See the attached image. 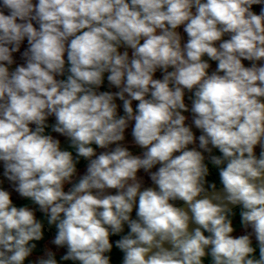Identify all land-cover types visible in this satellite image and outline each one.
Instances as JSON below:
<instances>
[{
    "label": "clouds",
    "instance_id": "clouds-1",
    "mask_svg": "<svg viewBox=\"0 0 264 264\" xmlns=\"http://www.w3.org/2000/svg\"><path fill=\"white\" fill-rule=\"evenodd\" d=\"M25 39V64L10 70ZM105 73L119 91H98ZM189 111L199 149L221 153L210 156L220 192L203 152L189 148ZM51 116L75 157L45 134ZM131 121L142 155L119 143ZM79 158L87 169L73 182ZM0 161L56 226L62 261L112 264L110 237L126 224L115 241L122 264H264V0H0ZM141 169L155 187L142 189ZM230 206L250 232L233 235ZM43 229L0 189V264H58L51 249L30 259Z\"/></svg>",
    "mask_w": 264,
    "mask_h": 264
},
{
    "label": "rangeland",
    "instance_id": "rangeland-1",
    "mask_svg": "<svg viewBox=\"0 0 264 264\" xmlns=\"http://www.w3.org/2000/svg\"><path fill=\"white\" fill-rule=\"evenodd\" d=\"M33 2L36 3L37 0H33ZM253 7H254L255 11L259 12V7L260 6H253ZM4 11H5V14H8L7 10H4ZM34 24H35V22H34ZM35 26L38 27V25H35ZM177 31L181 34V36L183 38L182 43L186 42L187 41V34L183 32V27L181 26L180 28L177 29ZM225 38H227V37H225ZM27 47H28L27 40L25 39V41L21 44L20 52L13 53V58H14L15 63L11 66L10 70H14V68L17 65L25 64V59L22 57V53ZM119 50L121 52H123L125 50H128L129 51V55H131V49H125L124 47H121ZM66 56H67V54H65V60H66ZM205 59H207V57H205ZM209 63L211 64V68L209 69V72L211 73V71L215 70V68L217 66V62L209 61ZM243 63L245 64V66H251V62H249V61H243ZM169 70L171 71L172 69H169ZM107 75H108V73H105V76H104V80L106 82V91L113 92V93L116 92V91H119V89H117L114 86L109 84V82L107 81ZM62 77L63 76H57L56 78L59 80V79H62ZM162 77H163V73H162L161 70L158 69L157 72L154 75V78L162 79ZM101 86L98 89V91H101ZM191 95H192V93H188L186 91V93H185V103L188 105L189 109L191 108V100L189 99V97ZM115 103L118 105V109H117L118 115H124L123 102L117 98L115 100ZM137 104H138L137 101H133V108L134 109L136 108ZM183 114L187 117L186 125L190 126L192 128V131L194 132L195 136L197 137L196 144L189 145V148L196 147L197 150H200V151L203 152V150L199 149V147H198V145H199L198 137H199V135H201V132H200L199 129H197L195 127V125L192 122L193 121L192 113L189 111V112H184ZM46 123L49 125V127L46 128L45 134L52 135L53 138L59 139L60 142H61V149L63 150L67 146V144L70 142V140L67 137L62 136L61 134L52 131V127L51 126L53 124H55V117L54 116L49 117L48 120L46 121ZM133 126H134V121H131L129 123V127L125 130V140L122 141V142H119V143H121L123 146L127 147L134 155H142L144 150L141 149L140 147L136 146L134 144V141H133V137H132V134H131ZM30 127H32L34 129L35 125H30ZM47 130L49 131V133H48ZM115 146L116 145L113 144L110 147L114 148ZM96 151H97V154H99L100 152L105 151V150L98 148ZM254 151H255L256 155L259 156V153H260L259 145L256 146ZM218 152H219V150L215 149V148L212 150L211 153L203 152V154L205 156V160L211 162L210 156L211 155H220ZM176 154L178 155L179 153H176ZM87 164H88V161L83 167H81L79 169V171L77 172L76 176L74 177L73 182H76L79 179L80 176H82V175H84L86 173ZM158 168H159V165H156V166H154L153 169H151V171H156V170H158ZM137 176H138V179L142 183V189L146 188V187H155V185L152 183V181L150 179L149 173L145 172L143 169L138 171ZM14 187H15L14 184L12 182H10L9 180H7V178L4 176V164H3V161H0V189L9 191L10 194H11L12 200H17V201L25 200L26 198L21 197L18 193L15 192ZM71 187H72L71 184H67L66 183L65 184V191H67ZM106 191H107L108 194H116V190L115 189H108ZM178 202L179 201H171V203H173L175 206H176V204ZM29 208L34 210L35 215H36L37 218H38V216L40 214H44V213H42L39 210V207L37 205L29 206ZM131 215H132L133 219L136 218V210L135 209L133 210V213ZM126 231H129V229H128V226L125 224L124 232H126ZM250 231H251L250 228L247 229V230L243 229L240 233L236 234V236L238 237L240 235L247 234V232H250ZM54 237H55V235H52L50 237V239L44 244V250H43V252L41 254H33V256L30 257V259H35L38 256H43L45 254V251L48 250V249H51L53 252H55L57 257H61L62 255H64L66 253L67 249L66 248H57V246L52 244L51 241L54 239ZM252 239H253L254 243H257L254 236H253Z\"/></svg>",
    "mask_w": 264,
    "mask_h": 264
},
{
    "label": "trees",
    "instance_id": "trees-1",
    "mask_svg": "<svg viewBox=\"0 0 264 264\" xmlns=\"http://www.w3.org/2000/svg\"><path fill=\"white\" fill-rule=\"evenodd\" d=\"M67 68H68V64H67V56H66V65H65V74L64 76L62 77V79H66L67 75L69 74L67 72ZM101 91H106V82L104 80L102 86H101ZM48 131V130H47ZM49 133V131H48ZM63 150H68V151H71L73 153V156L76 155V152H75V149H73L71 146H70V142L67 144V146L63 149ZM220 155L221 153L218 152ZM87 163V161L83 164V166ZM205 163L207 164L208 168H209V176L206 177L207 181L210 183H216L217 185V188L218 187H221L222 184L220 183V178H219V169L214 166L210 161H206L205 160ZM82 166V167H83ZM207 187V185H206ZM13 203L17 206V207H22V206H34L35 204H33L30 200L28 199H25V200H20V201H17V200H13ZM181 203H183L182 201H179L176 206L180 205ZM241 207H238L236 209L233 210V213L234 215L231 216L230 218L232 219L233 221V227L235 229L233 235L236 236V234L240 233L243 229H245L243 227V225L241 224V217H240V212H241ZM42 215V214H40ZM39 215V216H40ZM38 216V217H39ZM128 231L126 232H123L121 233L120 235H114V236H111L110 237V241L113 243V250L111 253H109L108 255L111 256V261H112V264H120L122 259H123V253L117 249L115 247V241L120 239L122 235H125L127 234ZM207 235V233H205ZM253 246L256 247L257 246V243H254L253 242ZM258 253H259V250H258V247H257V256H258ZM61 257H57L56 256V259L58 261V264H79V262H73V261H62L60 259ZM205 264H211V260H210V257L209 258H206L205 259Z\"/></svg>",
    "mask_w": 264,
    "mask_h": 264
},
{
    "label": "water",
    "instance_id": "water-1",
    "mask_svg": "<svg viewBox=\"0 0 264 264\" xmlns=\"http://www.w3.org/2000/svg\"><path fill=\"white\" fill-rule=\"evenodd\" d=\"M93 147H96V146L93 145ZM86 161L87 160H85L84 158H79V162L77 163V172L79 171V169L83 166V164ZM222 189H223V186L218 187L216 189V191L220 192V191H222ZM177 207L186 208V205L184 203H181ZM230 207H232V210H234V209H236V208H238L240 206H230ZM37 219L40 220L41 223L44 225V229H43L44 237L40 241H32V242H30V243H36L37 244V248L33 251V254H41L43 252V250H44V244L50 239V237L52 235H56V232H57V229H56L55 225H49L48 224L47 217H46L45 214L40 215ZM166 246H168V245H166ZM120 264H122V261H121Z\"/></svg>",
    "mask_w": 264,
    "mask_h": 264
}]
</instances>
